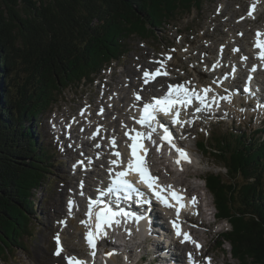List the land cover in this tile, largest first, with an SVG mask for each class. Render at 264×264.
I'll return each mask as SVG.
<instances>
[{
  "label": "trees",
  "instance_id": "trees-1",
  "mask_svg": "<svg viewBox=\"0 0 264 264\" xmlns=\"http://www.w3.org/2000/svg\"><path fill=\"white\" fill-rule=\"evenodd\" d=\"M204 0H0V257L34 237L35 194L57 164L35 140L38 121L65 90L95 78ZM77 88V87H75ZM33 125H32V124ZM35 124V125H34ZM260 131H210L197 150L224 169L204 183L230 228L237 264H264V138Z\"/></svg>",
  "mask_w": 264,
  "mask_h": 264
},
{
  "label": "rangeland",
  "instance_id": "rangeland-1",
  "mask_svg": "<svg viewBox=\"0 0 264 264\" xmlns=\"http://www.w3.org/2000/svg\"><path fill=\"white\" fill-rule=\"evenodd\" d=\"M253 1L204 0L199 11L193 9L189 14L177 15L170 24L157 27L152 39H130L128 43L130 52L104 69L95 78V83L86 82L68 88L62 98L53 105L52 110L37 119L38 129L35 130V140L50 149L57 164L50 169V174H47L45 186L35 194L38 205L31 215L34 237L28 238L23 242V246L14 252L0 257V264H57L59 256L55 255L54 239L57 234L66 247V243H70L68 241L70 240L76 248L84 250L85 227L81 221L84 219L85 203L84 195L80 194L81 184L85 186L83 192H88L87 187L92 186L90 184L86 186L83 179L87 182H96L99 174L106 171L113 159H117L113 155L114 152H119L120 157L125 155L126 133L132 129L133 119L139 107L133 103L141 105L136 101L135 95L143 97L142 103L148 102L154 95L156 97L161 95L162 91L159 90L162 88L164 90L169 83L180 82L214 89L211 82L220 79L222 75H228L231 69L237 70L239 78L236 83L242 85L250 68L257 62L254 52L256 34L264 33V0H259L260 6L255 20H250L246 16L247 7ZM167 55H173L171 60L173 74L170 76L172 80L167 78L159 80L161 82L159 88H155L157 84L148 85V88L145 83V71L151 74L157 67L156 60L163 59ZM211 64H216L219 68L214 71L210 69ZM258 79L264 80V75L259 74ZM144 88L148 89L144 90ZM249 103L252 105H248ZM256 103L254 98L240 97L235 101H225L219 106L214 105L215 114L209 117L201 114L198 120L202 124L194 125L193 131L187 138L194 156L186 172L175 171V164L170 166L173 162L168 160L151 159L154 170L163 182L189 193L202 195L206 221L204 222L202 217L197 218L203 221L201 222L203 224L194 229L196 232L194 238L203 242L204 249L200 253L195 252L194 255L196 259L208 264L209 259L210 264L238 262L230 256L227 244L223 246V250L217 249L218 235L228 231L230 226L226 221H220L216 217L212 196L203 180L208 174L221 173L225 176V171L218 168L210 157L196 151V141L202 138L201 135L196 137V134L200 132V127L203 133H208L209 130L220 133L233 130L238 134L242 132L250 134L259 130L262 132L259 137L263 139L264 108L257 111ZM194 120L195 118L185 115V121H191L185 123V126L190 127ZM75 121L76 129L72 127L70 131L67 129L65 131V126L69 124L74 126ZM97 125L104 126V129L99 136L100 140L92 143L93 137H96ZM112 140H115V146L112 145ZM89 141L93 146L86 144L83 146V142ZM113 148L114 151H111ZM84 159L88 168L85 173L80 167H74L77 161ZM62 189L60 193L62 195L59 197ZM69 199L74 203L77 200L71 215L67 207ZM52 204H55L56 208L61 204L64 214H54L50 209ZM163 227L165 228V225ZM55 230L59 231L54 232ZM134 237H129L127 262H119V257H111L109 264H135L138 258L145 254L146 247L139 243L141 238L138 235ZM179 245L183 244L179 242ZM183 246L190 249L188 245ZM178 253L177 250L173 252L170 250L167 255L172 254L179 259L173 262L166 261L164 264H186L189 259L183 255L179 256ZM73 256L66 250V255L60 258ZM148 260L150 257L146 262L138 264H148Z\"/></svg>",
  "mask_w": 264,
  "mask_h": 264
},
{
  "label": "snow or ice",
  "instance_id": "snow-or-ice-1",
  "mask_svg": "<svg viewBox=\"0 0 264 264\" xmlns=\"http://www.w3.org/2000/svg\"><path fill=\"white\" fill-rule=\"evenodd\" d=\"M254 11L255 4L252 6V10L249 11L248 15L250 17H253ZM256 36L257 39L255 42V47L260 49V53L257 58L264 62V39H261L264 34L257 32ZM157 63L161 64V69L164 67L163 62ZM213 68H215V65L213 66ZM251 71H256L255 66L251 69ZM160 74H162L160 69H158L155 74H150L149 72L145 71V83H148L149 79H155V76ZM163 74L167 75V72H163ZM250 80L251 77H249V82ZM202 91L204 93L203 96L196 93L195 90H189L184 85H169V90L165 96L160 98H153V101L151 103L144 104L141 110V117L137 121V123H139L142 127H146L147 129H149V131L147 133L136 132L134 136L126 133V135H129V139L132 141V143L129 145L130 158L127 161L126 167H124L123 170L116 171L114 175L113 170L109 169V176L111 177L110 183L105 188L97 189L98 194L95 199L89 198L88 210L86 213L88 220L81 221V224L84 225L86 229H88L85 233V241L90 250V255L93 258L96 255L97 241L107 236V232L105 229L110 230L114 227H122L129 218H132L135 221L141 219V217L136 216L128 208L122 207L121 205H130L132 203H135L138 206H143L145 204L151 203L146 194L142 193L138 188L135 187V185L131 181L127 179L129 175L136 174L139 177V182L145 184L158 201L163 203L165 207H172L173 205L168 203V200L164 195H162L163 192H168L171 198L179 205V207H177L176 209L177 218H179L181 209L185 207L184 204L181 203L183 198L172 190L171 185L160 186L157 183L158 178L151 176L146 162L148 150L144 147V140H150L152 144L156 146V142L155 140H152V136L157 131L154 123L159 124V127L162 128L164 132L161 140L168 142V144L172 148H174L178 154L176 163L178 165L182 161L191 163V159L188 154L183 149L175 146L172 134L169 132L167 126L157 120V114L163 113L166 116L171 115V122L174 125L180 124L181 126H183L184 123H191V121H181L179 119V110L173 112V109H176L177 105H182L184 107L190 106L193 98H195L200 105L195 109V113H199L202 111H211L212 105H218L219 101L215 97L209 100V98L207 97V93L211 91V89H203ZM244 92L251 94L250 87L246 86L244 88ZM136 99L140 100L141 97L137 95ZM220 99L231 102L230 96L220 97ZM258 108H264V104H258ZM102 111L103 110H101V112ZM111 143L113 146H115V140H112ZM97 147H99V145H97ZM156 150L159 152L160 147L157 146ZM113 155H115L117 159L111 161V164L114 167L118 168L122 163V161L120 160V153L114 152ZM79 163L83 164L82 161ZM81 188H83V184H81ZM80 194L83 195V192L81 191ZM105 197H107V199H105ZM192 203L193 205H195V197L192 198ZM73 206L74 201L69 199L67 205L69 215H71ZM61 223L66 224V222L64 221H61ZM173 228L175 229L176 235L178 237L183 236L184 241L195 243L197 249L201 247L198 243L191 240L189 234L182 233L180 226L175 221L173 222ZM54 239L57 245L55 255L60 256L64 249L61 246L59 234H57ZM65 259L67 264H87L86 261H82L76 257H65ZM189 264H196V261L191 256V254H189Z\"/></svg>",
  "mask_w": 264,
  "mask_h": 264
},
{
  "label": "bare ground",
  "instance_id": "bare-ground-1",
  "mask_svg": "<svg viewBox=\"0 0 264 264\" xmlns=\"http://www.w3.org/2000/svg\"><path fill=\"white\" fill-rule=\"evenodd\" d=\"M257 13H258V11L256 12V14H254V16L252 17V18H250V20H255V16L257 15ZM247 20V19H246ZM253 64V63H252ZM254 66H255V63H254ZM253 66V67H254ZM252 67V68H253ZM252 68H250V69H252ZM255 68H256V66H255ZM259 74H263L264 75V73H262V72H260L259 71ZM159 83H161V82H159V81H157L155 84H157L156 85V89L157 88H159L160 87V85H159ZM149 88V87H148ZM147 88V89H148ZM147 89H145L144 88V90H147ZM136 94V93H135ZM134 94V95H135ZM153 97H156V95H154ZM152 99V98H151ZM194 101H195V99H194ZM134 105H139L138 103H133ZM142 104V103H141ZM262 104H263V102H262ZM75 129H76V127H75ZM75 131V130H74ZM132 141H130L129 143H131ZM84 144H86V145H88V146H93V144L92 143H90V141L89 142H84ZM93 148V147H92ZM63 191V189L62 190H60V192H59V197H61V195L62 194H60L61 192ZM61 207H62V205L60 204V206L59 207H55V204H52L51 205V207H50V209H51V211H53L54 212V214H64V211L61 209ZM186 208V207H185ZM166 212H168L167 210H165ZM155 212H156V210H155ZM154 214L151 212L150 213V216H153ZM155 215H157V214H155ZM154 217V216H153ZM159 220H161V219H159ZM46 222H48L49 223V221H46ZM146 222H148L149 224L151 223L152 225H153V230H154V233L155 234H158V236H164L165 235V238H168V231L166 230V228H164V229H162L161 230V228L159 227V225H157V219L156 218H152L151 217V219H148V220H146ZM162 222V221H161ZM162 224H163V222H162ZM50 225H51V223H50ZM157 228V229H156ZM59 230H55L54 232H58ZM164 231V234H160L161 232H163ZM137 236V235H136ZM157 236V235H156ZM68 240V239H67ZM70 243H66L67 244V247H66V250H68L70 253H72L73 255H77V254H80L81 256H84L85 255V248H84V250H83V248L82 249H78V248H76L73 244H72V242L70 241V240H68ZM74 243V242H73ZM66 246V245H65ZM172 246V245H171ZM180 248V250H182V251H187V248L186 247H184V246H181V247H179ZM155 249L157 250V249H161L160 247H159V245L158 244H156V246H155ZM171 252L172 251H175V247H171ZM183 255V253L181 254V256ZM65 256V255H64ZM60 257H63V256H59L58 258H57V264H67V262H66V260L65 259H63V258H60ZM76 258H77V256H76ZM168 258V259H167ZM56 259V258H55ZM178 257H176L175 255H174V257H173V255L171 254V255H167L166 256V261H178ZM50 261V260H49ZM53 263V262H52ZM168 264H173V263H168Z\"/></svg>",
  "mask_w": 264,
  "mask_h": 264
}]
</instances>
